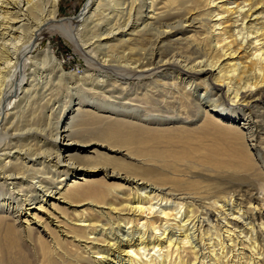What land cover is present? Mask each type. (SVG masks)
Here are the masks:
<instances>
[{
    "label": "bare ground",
    "instance_id": "6f19581e",
    "mask_svg": "<svg viewBox=\"0 0 264 264\" xmlns=\"http://www.w3.org/2000/svg\"><path fill=\"white\" fill-rule=\"evenodd\" d=\"M59 2L0 0V264H264L252 220L229 227L246 209L225 187L261 174L246 110L264 103V0H88L74 19L58 17ZM102 19L96 48L135 74L205 76L220 102L162 133L120 118L100 126L111 102L72 99L60 121L44 115L41 70L53 61L64 72L51 47L37 48L53 33L81 42Z\"/></svg>",
    "mask_w": 264,
    "mask_h": 264
},
{
    "label": "rangeland",
    "instance_id": "374dc122",
    "mask_svg": "<svg viewBox=\"0 0 264 264\" xmlns=\"http://www.w3.org/2000/svg\"><path fill=\"white\" fill-rule=\"evenodd\" d=\"M87 2L88 0H60L58 17L74 19L75 16L82 11ZM101 21L103 23L102 25L99 23L91 30L89 29V32L94 34H89L81 38V42H76L71 37H64L61 33H53L45 37L37 48L40 52L47 47H51L54 57L57 58L58 63H61L64 72L61 74L53 61L45 64L41 70L42 75L45 76L43 79L45 85L43 84L39 87L40 94L35 100H37L36 107L38 109L40 105L45 107L42 110L39 109L44 115L52 114L53 117L56 118L55 120L60 121L61 117H59V114L61 109L64 106L69 107L72 99H88V101L92 100L93 102L106 105L111 102V104L116 105V109L113 110L111 114L104 113L102 112L104 110H101L100 114H103V116L99 118H101L103 122L100 126L108 124L111 121H117L119 120L118 118H120L125 119L124 121L130 122L132 120L136 123L144 124L149 128H153L157 133H162L159 131H168L170 128L177 126L187 125L189 127L203 121L207 114L204 111H206V109H211L213 105L220 102L221 95L219 92H216L213 84L209 81L207 82V78L206 80L204 79L205 76H197V73L192 71L184 72L180 69L178 71L177 68H169L168 70L153 69L149 74L145 73L143 75L135 74V72L130 69L128 70L123 66L125 61L123 58L120 59L121 56H118V52L110 51V49L96 48L99 40V36H96L97 33L102 28H108V20L102 19ZM152 32L148 31V35L151 37L153 36ZM152 39H154V37ZM150 43L152 42H147L145 46L147 49L150 48L149 45L151 47L153 46ZM172 45L175 46L176 44ZM175 47H178V45ZM91 50L92 52H90ZM175 51L178 52L177 49ZM181 51L182 50H180V52ZM124 53H128V51L126 50L123 54ZM186 53L188 54L189 51ZM189 55L193 57L198 56V54L193 51H190ZM38 59L39 57H36L34 61H38ZM100 59H108V61L103 62L100 61ZM164 76H166V78H164ZM164 81H168L169 86L163 85ZM173 81L180 82L179 86L177 82V85L171 83ZM183 87L191 92L189 100L184 95H182V97L178 96V91H181ZM88 101L84 103V105H86L84 108L86 109H90L92 105L94 106L92 102L89 103ZM199 108H202L203 110H201L203 112L200 111ZM246 111L247 113L250 111V135H254L255 138V141L249 143V148H252L253 157L257 163L258 169L261 170V174L260 176L250 175L244 182L234 181L229 185H225L227 189L231 190L233 199L237 202L239 207L242 208V210L246 209L244 211L246 212L245 219L235 218V220L231 217L232 215L229 216L231 220L229 227L234 226V224L238 226L244 224L246 221L252 220L253 224H255L256 228L259 230H256L257 232L255 231L256 233L254 232V234L256 238H258V242L261 241L264 246V231L262 232L258 228V224L261 221L264 222V103L253 104L249 106ZM64 120L63 118L62 121ZM196 143L197 142L187 149L191 151L194 156L197 152ZM179 146L182 148V142H180ZM92 148L93 147H91V150ZM100 151L104 152L105 149L101 148ZM81 154L85 156L91 155L87 151ZM112 155L126 159L122 153H110V156ZM181 164L184 165L183 163ZM197 203H200L201 206L204 207V202L198 200ZM250 204H257V208L263 210L258 214L256 211H249L247 208L254 206ZM202 207L200 208L201 210H199L200 213L203 212L201 218H204V213H206V211L204 210L205 208ZM226 212L228 213V211ZM210 214V219L213 221L212 223L220 227V215H218L217 212L214 214V211ZM207 223L208 221L206 220L203 222L204 225L208 226ZM261 262H264V257L261 258Z\"/></svg>",
    "mask_w": 264,
    "mask_h": 264
}]
</instances>
